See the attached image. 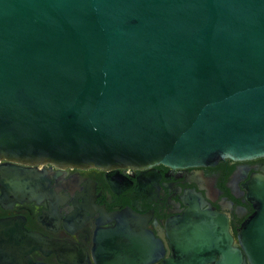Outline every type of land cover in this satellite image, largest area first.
I'll use <instances>...</instances> for the list:
<instances>
[{"label": "water", "instance_id": "95a60500", "mask_svg": "<svg viewBox=\"0 0 264 264\" xmlns=\"http://www.w3.org/2000/svg\"><path fill=\"white\" fill-rule=\"evenodd\" d=\"M261 157L264 0H0V162L145 170ZM0 176L14 200L36 197L33 172ZM247 190L241 249L197 201L183 217L201 227L178 232L172 264H264V175Z\"/></svg>", "mask_w": 264, "mask_h": 264}, {"label": "flooded vegetation", "instance_id": "af4514ba", "mask_svg": "<svg viewBox=\"0 0 264 264\" xmlns=\"http://www.w3.org/2000/svg\"><path fill=\"white\" fill-rule=\"evenodd\" d=\"M2 167L33 172L37 194L14 200L0 176V264H172L178 232L196 235L201 227V219L183 217L197 201L226 219L241 249L240 230L255 212L247 185L264 175V157L184 169ZM222 228L207 226L212 234Z\"/></svg>", "mask_w": 264, "mask_h": 264}]
</instances>
